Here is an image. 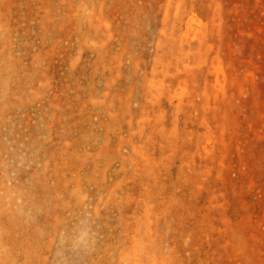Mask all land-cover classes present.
<instances>
[{"label":"rangeland","instance_id":"rangeland-1","mask_svg":"<svg viewBox=\"0 0 264 264\" xmlns=\"http://www.w3.org/2000/svg\"><path fill=\"white\" fill-rule=\"evenodd\" d=\"M0 264H264V0H0Z\"/></svg>","mask_w":264,"mask_h":264},{"label":"clouds","instance_id":"clouds-1","mask_svg":"<svg viewBox=\"0 0 264 264\" xmlns=\"http://www.w3.org/2000/svg\"><path fill=\"white\" fill-rule=\"evenodd\" d=\"M85 235H86V233L81 234L79 237H77V242L82 243L84 241Z\"/></svg>","mask_w":264,"mask_h":264}]
</instances>
